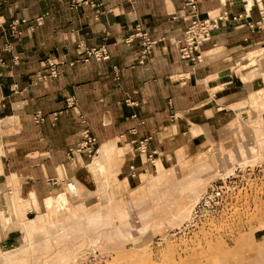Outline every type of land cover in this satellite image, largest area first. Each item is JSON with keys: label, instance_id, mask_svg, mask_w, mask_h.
Listing matches in <instances>:
<instances>
[{"label": "crops", "instance_id": "obj_1", "mask_svg": "<svg viewBox=\"0 0 264 264\" xmlns=\"http://www.w3.org/2000/svg\"><path fill=\"white\" fill-rule=\"evenodd\" d=\"M93 1L3 0L0 252L30 248L31 234L55 248L60 227L32 221L47 214L46 201L60 191L68 194L70 219L78 213L72 201L119 219L126 202L133 210L142 203L157 211L158 195L204 182L190 181V172L208 169L206 155L231 139L241 117L254 113L252 96L264 89V0H202L201 17L228 11L243 18L213 31L200 62L180 55L190 23L184 0ZM15 19L26 20L19 34L10 26ZM137 24L157 40L143 63L141 38L126 42ZM79 43L106 44L111 57L83 61ZM47 57L66 62L58 76L39 78ZM69 96L73 106H67ZM38 110L41 123L34 120ZM85 125L108 150L105 173L86 154L69 158Z\"/></svg>", "mask_w": 264, "mask_h": 264}, {"label": "rangeland", "instance_id": "obj_2", "mask_svg": "<svg viewBox=\"0 0 264 264\" xmlns=\"http://www.w3.org/2000/svg\"><path fill=\"white\" fill-rule=\"evenodd\" d=\"M250 108L231 139L206 155L208 169L190 172V181L204 182L158 195L157 211L126 202L119 219L78 201L70 219L67 193L52 208L46 201L47 214L32 224L60 227L55 248L31 234L30 248L0 252V264H264V89ZM109 156L97 170L107 171ZM213 181L225 184L221 203L194 209Z\"/></svg>", "mask_w": 264, "mask_h": 264}, {"label": "built area", "instance_id": "obj_3", "mask_svg": "<svg viewBox=\"0 0 264 264\" xmlns=\"http://www.w3.org/2000/svg\"><path fill=\"white\" fill-rule=\"evenodd\" d=\"M72 4H79L81 2L94 3L93 0H69ZM185 7L188 10V18L190 23L185 30L183 37L180 39V55L183 58L192 60L193 62H200L202 60L201 46L210 41L213 35V31L219 28L222 24L228 20H241L243 14H237L230 16L228 11H223L217 15L208 14L207 17H201L199 12V3L202 0H184ZM227 1V0H224ZM3 0H0V10L2 7ZM264 15V11L262 10ZM26 21L25 19L18 20L15 19L11 22L10 26L14 30L15 34H19L18 25ZM1 24V22H0ZM136 38H141V55L139 62L143 63L147 56L151 53L153 47L157 43L156 39L151 37L148 29L144 28L140 24H137L134 31L130 33L127 38V43H132ZM78 48L83 50V61L95 60H108L111 57L110 51L106 44L98 46H88L84 43H79ZM66 61H56L52 57H47L45 63L47 65V70L39 75V78H45L47 76L56 77L60 74L61 66ZM70 64H74L75 61H70ZM116 68V67H115ZM67 106H73L75 100L73 96L66 98ZM61 111H56L52 113V119L56 121L60 115ZM34 120L37 123H41L45 120V116L41 110H38L34 114ZM85 122V119L82 120ZM143 141H141L142 146ZM99 149L98 140L95 135L92 134L91 129L88 125H85L81 131V139L75 145L71 146L69 149V158L74 161L77 156L86 154L93 158ZM225 194V184L224 183H211L210 187L201 194L200 200L194 206V209H198L200 206L212 207L220 204ZM198 206V207H197Z\"/></svg>", "mask_w": 264, "mask_h": 264}, {"label": "bare ground", "instance_id": "obj_4", "mask_svg": "<svg viewBox=\"0 0 264 264\" xmlns=\"http://www.w3.org/2000/svg\"><path fill=\"white\" fill-rule=\"evenodd\" d=\"M259 1V0H258ZM255 2V1H254ZM253 3V0H249V5H252ZM259 5V3H258ZM263 6V5H262ZM108 150L106 148V146H102V147H99L97 153L95 154V156L93 157V162L91 163L92 167L93 168H96V169H100L101 167H103L105 161H106V158L109 156V153H107ZM110 157V156H109ZM108 159V158H107ZM75 182L72 184V187L74 190H78V189H81V182L77 179L74 180ZM62 199V200H65L67 201L68 198L65 194L64 191H60L52 196H50L48 198V203H49V206L52 208L54 206H56L57 202L59 201V199ZM26 201H24L25 203ZM97 237V236H96ZM21 248V247H20ZM28 249V248H27ZM20 250V249H19ZM22 251V250H20ZM25 253L22 252V254ZM28 253V252H27ZM15 259V258H14Z\"/></svg>", "mask_w": 264, "mask_h": 264}]
</instances>
